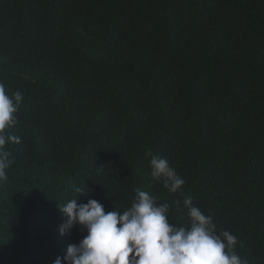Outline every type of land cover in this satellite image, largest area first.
I'll use <instances>...</instances> for the list:
<instances>
[{
    "label": "trees",
    "instance_id": "trees-1",
    "mask_svg": "<svg viewBox=\"0 0 264 264\" xmlns=\"http://www.w3.org/2000/svg\"><path fill=\"white\" fill-rule=\"evenodd\" d=\"M0 83L23 94L0 264H64L87 232L61 236L58 206L122 214L137 188L176 226L190 225L191 196L264 264V0H0ZM153 155L183 194L152 177Z\"/></svg>",
    "mask_w": 264,
    "mask_h": 264
},
{
    "label": "clouds",
    "instance_id": "clouds-1",
    "mask_svg": "<svg viewBox=\"0 0 264 264\" xmlns=\"http://www.w3.org/2000/svg\"><path fill=\"white\" fill-rule=\"evenodd\" d=\"M22 101L20 91L9 95L0 83V181L7 179L5 169L10 163L5 145L20 142L7 130L17 123ZM150 167L152 177L163 178L169 192L183 194L185 180L166 159L153 155ZM183 204L188 209L189 226L170 223L169 205L157 204L153 196L139 188L131 207L122 214L106 212L94 199L79 206L77 199L58 206L66 217L59 229L61 236L77 225L87 232L79 244L67 247L64 264H248L235 252V235L227 230L216 234L213 218L193 206L191 196H185ZM54 264H62L61 258L57 257Z\"/></svg>",
    "mask_w": 264,
    "mask_h": 264
}]
</instances>
